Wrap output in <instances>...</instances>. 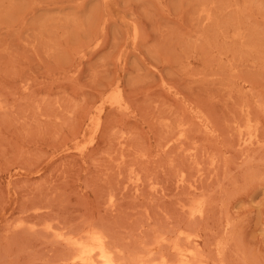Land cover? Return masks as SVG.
<instances>
[{
    "label": "rangeland",
    "instance_id": "obj_1",
    "mask_svg": "<svg viewBox=\"0 0 264 264\" xmlns=\"http://www.w3.org/2000/svg\"><path fill=\"white\" fill-rule=\"evenodd\" d=\"M94 236L264 264V0H0V264Z\"/></svg>",
    "mask_w": 264,
    "mask_h": 264
},
{
    "label": "bare ground",
    "instance_id": "obj_2",
    "mask_svg": "<svg viewBox=\"0 0 264 264\" xmlns=\"http://www.w3.org/2000/svg\"><path fill=\"white\" fill-rule=\"evenodd\" d=\"M130 24V23H129ZM135 34V33H134ZM117 87V86H116ZM115 89V88H114ZM113 89V90H114ZM119 90V89H118ZM117 90V91H118ZM117 93V92H116ZM119 93V92H118ZM121 94V93H120ZM118 95V94H117ZM115 96V95H114ZM119 97V96H118ZM117 105V104H116ZM124 106V105H123ZM118 107H122V106H119ZM125 108V107H124ZM122 107V109H124ZM247 141V140H246ZM200 209V208H199ZM83 228V227H82ZM85 231V230H84ZM99 232V231H98ZM84 234V233H83ZM94 234V233H93ZM73 235V234H72ZM92 234H90L91 236ZM187 235V234H186ZM191 234H189L188 236H190ZM65 236V235H64ZM63 236V237H64ZM187 236V237H188ZM78 237V235H77ZM82 235H81V239H82ZM89 237V236H88ZM186 238V237H185ZM188 239V238H187ZM189 239H191L189 237ZM77 240V239H76ZM75 241V240H74ZM186 241V240H185ZM188 242V241H187ZM194 242V241H193ZM75 243V242H74ZM79 243V242H78ZM78 243H75V244H78ZM176 243V244H175ZM190 243V242H189ZM173 244L178 245L177 242H174ZM172 244V246L174 247V245ZM188 244V243H187ZM76 246V245H75ZM179 246V245H178ZM77 249L74 251L75 254L68 260V262H66L65 264H117L116 260L114 259L113 255H112V252L109 250V248H107L106 246V243L104 242V240L102 239V237H99V236H94L92 238H90V240L88 242H83V243H79L78 246H76ZM180 247V246H179ZM182 247V246H181ZM196 247V246H195ZM175 247V251L174 252H177L179 248ZM197 248H198V245H197ZM173 249V248H172ZM191 249V248H188V250ZM196 248H193L192 250H194ZM199 249V248H198ZM174 250V249H173ZM177 250V251H176ZM183 250V249H182ZM197 250V249H196ZM160 252V251H159ZM191 254L193 252V254L195 255L197 251H190ZM188 253V252H186ZM146 254V253H145ZM151 254V253H150ZM181 256L183 257V261L182 263H178V264H189L188 261L189 259H187L188 257L187 256H190L191 254H184V253H180ZM192 254V255H193ZM154 255V254H153ZM176 255V254H175ZM193 255V256H194ZM152 256V255H151ZM163 255L161 254V257ZM165 256V255H164ZM179 256V257H181ZM202 256V255H201ZM200 256V257H201ZM117 257V256H116ZM181 257V258H182ZM191 257V256H190ZM198 257V255H197ZM199 257V258H200ZM167 258V257H166ZM165 258V259H166ZM177 258H178V255H177ZM179 258V259H181ZM194 258V257H193ZM204 258V257H203ZM163 259V257H162ZM157 260V259H155ZM176 260V263L177 262H180L177 261L178 259H175ZM153 261V260H152ZM158 261V260H157ZM162 260H160L161 262ZM191 261V260H190ZM140 262V261H139ZM145 262V261H143ZM142 262V263H143ZM169 262V261H168ZM174 263V261H172ZM197 262V261H196ZM134 263V262H133ZM148 263V262H146ZM159 262H157L158 264ZM162 263V262H161ZM170 263V262H169ZM200 263V261H199ZM135 264H138V261L137 263ZM154 264V263H153ZM197 264V263H196ZM201 264V263H200Z\"/></svg>",
    "mask_w": 264,
    "mask_h": 264
}]
</instances>
